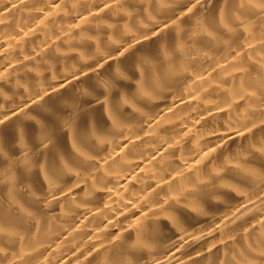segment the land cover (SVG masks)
Masks as SVG:
<instances>
[{"label":"clouds","instance_id":"1","mask_svg":"<svg viewBox=\"0 0 264 264\" xmlns=\"http://www.w3.org/2000/svg\"><path fill=\"white\" fill-rule=\"evenodd\" d=\"M21 3L0 264H264V0Z\"/></svg>","mask_w":264,"mask_h":264},{"label":"bare ground","instance_id":"2","mask_svg":"<svg viewBox=\"0 0 264 264\" xmlns=\"http://www.w3.org/2000/svg\"><path fill=\"white\" fill-rule=\"evenodd\" d=\"M11 9V11H9ZM27 8L25 5L21 3V0H8V2H5L3 4H0V32H7L9 35L13 34L14 31L18 30L16 27V22L25 17L27 15ZM78 22V21H77ZM0 39H7V36L0 37ZM4 58L0 56V61H2ZM5 67L7 65L5 64ZM3 69H0L2 71ZM188 99V98H186ZM190 102V99H189ZM176 103H184V101H176ZM171 107H175V103L170 102ZM171 107L165 108L161 112V116L165 115L166 113L171 111ZM11 115V113H9ZM160 117H158L159 119ZM223 135V132L220 133ZM143 167V165H141ZM127 181L122 182L120 187L123 188L124 184H126ZM136 194L133 193V196ZM113 196L117 199L119 198V193L113 192ZM143 198V197H141ZM124 203L128 204L129 208H131L133 211H135L138 208V202H134V200L125 199ZM128 209H123V213L127 214ZM119 218V216L117 217ZM133 223H135V220L133 219Z\"/></svg>","mask_w":264,"mask_h":264}]
</instances>
